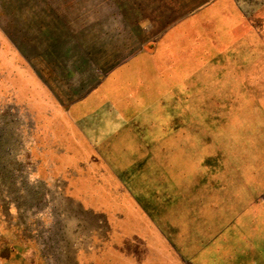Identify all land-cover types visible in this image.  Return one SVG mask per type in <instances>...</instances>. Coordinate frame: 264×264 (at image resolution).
<instances>
[{
	"label": "rangeland",
	"instance_id": "374dc122",
	"mask_svg": "<svg viewBox=\"0 0 264 264\" xmlns=\"http://www.w3.org/2000/svg\"><path fill=\"white\" fill-rule=\"evenodd\" d=\"M206 1L167 53L174 115L132 196L65 179L96 166L66 162L77 149L18 91L27 61L0 30V264H138L144 247V264H264V0ZM240 14L258 35L236 30Z\"/></svg>",
	"mask_w": 264,
	"mask_h": 264
},
{
	"label": "crops",
	"instance_id": "0c3cea01",
	"mask_svg": "<svg viewBox=\"0 0 264 264\" xmlns=\"http://www.w3.org/2000/svg\"><path fill=\"white\" fill-rule=\"evenodd\" d=\"M203 3L206 13L212 10L213 2ZM201 4L0 0V30L27 61L28 78L18 91L34 101L36 115L60 117L61 142L55 146L77 149L65 151L67 163L96 166L94 172L61 175L72 187L78 180L84 195L135 194L127 180L147 163L145 148L165 145V127L174 115L166 103L180 82L173 71L179 66L167 53L180 48L181 37L196 36ZM240 20L236 30L242 36L259 34L246 26V16ZM145 250L138 264L150 259Z\"/></svg>",
	"mask_w": 264,
	"mask_h": 264
}]
</instances>
